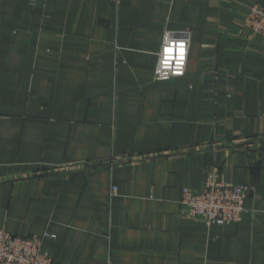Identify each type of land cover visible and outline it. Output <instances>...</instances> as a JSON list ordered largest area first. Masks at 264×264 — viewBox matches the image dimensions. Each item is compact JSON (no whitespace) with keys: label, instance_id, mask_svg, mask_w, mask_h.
Returning <instances> with one entry per match:
<instances>
[{"label":"crops","instance_id":"obj_1","mask_svg":"<svg viewBox=\"0 0 264 264\" xmlns=\"http://www.w3.org/2000/svg\"><path fill=\"white\" fill-rule=\"evenodd\" d=\"M256 4L0 0V229L45 233L53 264H264ZM167 32L185 72L155 80ZM211 173L250 186L241 221L181 212Z\"/></svg>","mask_w":264,"mask_h":264},{"label":"built area","instance_id":"obj_2","mask_svg":"<svg viewBox=\"0 0 264 264\" xmlns=\"http://www.w3.org/2000/svg\"><path fill=\"white\" fill-rule=\"evenodd\" d=\"M245 25L254 33L264 37V7L253 5L245 17ZM168 33V32H167ZM175 40H184V37H173ZM165 33L162 36L153 78L166 81L181 75H170L168 79H159L156 71L158 61L163 56L166 47ZM188 48L186 52L184 72L187 63ZM183 72V74H184ZM148 157V156H145ZM143 157V158H145ZM138 160L142 157H118L117 162L128 159ZM55 171V167L47 169ZM116 190L112 187V192ZM250 191L246 184L225 183L218 179L216 173L206 178L200 191L187 187L181 188L179 207L181 212L193 219L202 221L205 225H224L241 221L245 211L244 201ZM46 234L33 236H20L7 230L0 229V264H53L50 255L43 250L42 242Z\"/></svg>","mask_w":264,"mask_h":264},{"label":"clouds","instance_id":"obj_3","mask_svg":"<svg viewBox=\"0 0 264 264\" xmlns=\"http://www.w3.org/2000/svg\"><path fill=\"white\" fill-rule=\"evenodd\" d=\"M166 47L163 56L158 61L157 73L159 79H168L170 75H183L186 52L189 40H175L171 33H165Z\"/></svg>","mask_w":264,"mask_h":264}]
</instances>
